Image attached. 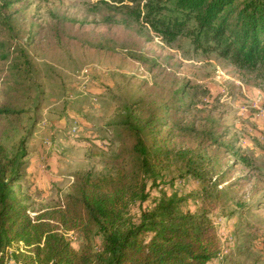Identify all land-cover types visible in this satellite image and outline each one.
<instances>
[{
    "label": "rangeland",
    "instance_id": "rangeland-1",
    "mask_svg": "<svg viewBox=\"0 0 264 264\" xmlns=\"http://www.w3.org/2000/svg\"><path fill=\"white\" fill-rule=\"evenodd\" d=\"M179 87L180 125L195 130L180 141L163 131L153 144L167 153L150 154L146 171L127 121L137 124ZM0 107L20 111L0 117V143L12 155L24 141L13 187L31 217L64 208L85 175L118 173L143 183L146 199L130 202V216L171 194L194 211L204 185L178 152L196 160L204 139L199 155L218 195L209 217L220 243L208 264H264L262 72L201 53L186 37L168 43L96 0H0ZM59 230L78 250L99 248L100 237L87 239L80 226ZM32 255L20 242L5 250L7 264H34Z\"/></svg>",
    "mask_w": 264,
    "mask_h": 264
},
{
    "label": "trees",
    "instance_id": "trees-1",
    "mask_svg": "<svg viewBox=\"0 0 264 264\" xmlns=\"http://www.w3.org/2000/svg\"><path fill=\"white\" fill-rule=\"evenodd\" d=\"M96 2L143 21L168 43L186 37L201 53L214 54L241 69L264 75V0ZM181 92L183 87L137 124L127 121L129 134L136 138L132 150L146 171L151 170L150 154L167 153V148L153 144L163 131L165 135L175 132L180 141L195 130L180 125L178 113L185 110ZM17 112L0 107V117ZM199 145L198 152L208 150V140L203 139ZM19 150L10 155L0 143V264H7L6 248L19 242L33 254L34 264H208L219 252V239L209 217L218 195L208 186L211 178L200 153L192 160L181 149L178 152L186 158V171L204 185L198 197L201 206L194 211L183 208L186 197L171 194L132 217L128 213L130 202L146 199L143 183L138 182L137 174L127 181L124 173H118L97 178L85 175L79 181V192L66 195L64 208L31 217L13 187L22 174L24 141ZM239 159L250 165L247 157ZM224 174L219 175L221 181H225ZM62 224L80 226L90 240L99 236V248H74L59 230Z\"/></svg>",
    "mask_w": 264,
    "mask_h": 264
}]
</instances>
